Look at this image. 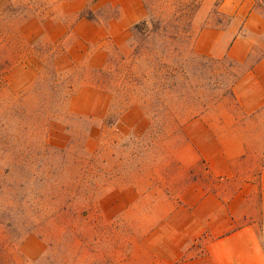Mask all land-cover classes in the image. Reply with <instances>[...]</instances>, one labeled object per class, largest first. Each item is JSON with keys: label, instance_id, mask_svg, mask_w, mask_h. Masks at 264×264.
Wrapping results in <instances>:
<instances>
[{"label": "rangeland", "instance_id": "rangeland-1", "mask_svg": "<svg viewBox=\"0 0 264 264\" xmlns=\"http://www.w3.org/2000/svg\"><path fill=\"white\" fill-rule=\"evenodd\" d=\"M140 1L144 16L119 47L86 45L89 29H74L128 22L134 0H0V264H101L144 250L185 184H220L195 164L197 148L253 125L233 93L248 66L195 51L203 30L230 25L222 0ZM153 18L182 37L178 75L147 101L133 28ZM262 54L264 36L254 60Z\"/></svg>", "mask_w": 264, "mask_h": 264}, {"label": "crops", "instance_id": "crops-1", "mask_svg": "<svg viewBox=\"0 0 264 264\" xmlns=\"http://www.w3.org/2000/svg\"><path fill=\"white\" fill-rule=\"evenodd\" d=\"M140 2L134 0L128 22L113 19L106 28L80 20L74 32L89 29L82 37L86 45L111 38L124 46L144 16ZM217 11L230 17V25L203 30L195 51L248 66L233 93L253 125L236 124L225 141L210 138L197 148L195 164L202 160L219 185L201 187L192 179L178 195L181 204L157 221L144 250L111 253L101 264H264V54L254 60L264 16L253 0H222Z\"/></svg>", "mask_w": 264, "mask_h": 264}, {"label": "trees", "instance_id": "trees-1", "mask_svg": "<svg viewBox=\"0 0 264 264\" xmlns=\"http://www.w3.org/2000/svg\"><path fill=\"white\" fill-rule=\"evenodd\" d=\"M257 5L264 6V0H255ZM170 21L163 20H144L133 28V36L135 39L134 57L141 60L138 66L140 70V86H143L145 93L138 91L147 97V101L158 99L157 92L161 89L160 80L173 81L178 75L177 70H173L170 60L175 54V42L181 39L182 34L176 31L173 22L170 29L168 27ZM163 64L161 65V63ZM137 65L139 61L136 62ZM165 70V73H163ZM236 83V82H235ZM169 90L172 91V84H169ZM132 91L136 92L132 89ZM127 94L129 91L126 89Z\"/></svg>", "mask_w": 264, "mask_h": 264}]
</instances>
